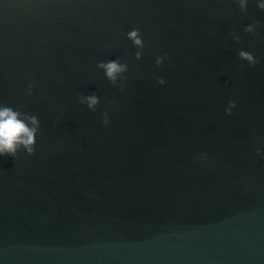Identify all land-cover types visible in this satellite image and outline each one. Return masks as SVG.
Returning <instances> with one entry per match:
<instances>
[{"label":"water","instance_id":"obj_1","mask_svg":"<svg viewBox=\"0 0 264 264\" xmlns=\"http://www.w3.org/2000/svg\"><path fill=\"white\" fill-rule=\"evenodd\" d=\"M0 104L40 121L0 156V264H264L257 0H0Z\"/></svg>","mask_w":264,"mask_h":264},{"label":"clouds","instance_id":"obj_2","mask_svg":"<svg viewBox=\"0 0 264 264\" xmlns=\"http://www.w3.org/2000/svg\"><path fill=\"white\" fill-rule=\"evenodd\" d=\"M240 2L243 7L245 0H240ZM257 5L261 10H264V0H257ZM245 31H252V25H247ZM126 35L130 37L136 45H139L141 48L144 47V40L138 28H133L128 31ZM135 55L137 58H140L142 52L138 51ZM166 55L167 54L164 56H157L155 61L156 64L161 65L164 62ZM239 56L250 65L257 63V57L248 50H241ZM98 66L104 70L106 78L113 83L116 82L120 74L125 72L127 68V66L118 59L101 61ZM158 83L164 84V78L158 77ZM31 90L30 85L27 91L30 93ZM86 100L88 107L93 108L98 104L99 97L95 94H91L86 97ZM235 106L236 101L230 100L225 108L226 113L231 115ZM103 116V123L107 125L109 123L108 113L105 112ZM39 125L40 121L35 115L29 117L10 105L0 104V156L6 154L15 156L20 146H23L28 154L34 153ZM259 151L260 150L257 149V152Z\"/></svg>","mask_w":264,"mask_h":264}]
</instances>
